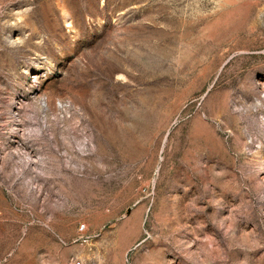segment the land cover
<instances>
[{"label":"rangeland","instance_id":"374dc122","mask_svg":"<svg viewBox=\"0 0 264 264\" xmlns=\"http://www.w3.org/2000/svg\"><path fill=\"white\" fill-rule=\"evenodd\" d=\"M75 262L264 264V0H0V264Z\"/></svg>","mask_w":264,"mask_h":264},{"label":"built area","instance_id":"2783aa9c","mask_svg":"<svg viewBox=\"0 0 264 264\" xmlns=\"http://www.w3.org/2000/svg\"><path fill=\"white\" fill-rule=\"evenodd\" d=\"M80 229H83V226H81V228ZM74 264H79V262H75Z\"/></svg>","mask_w":264,"mask_h":264}]
</instances>
